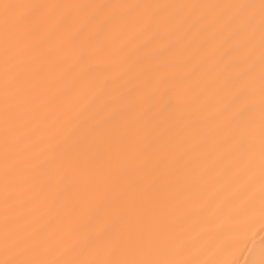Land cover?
I'll return each mask as SVG.
<instances>
[{"label": "snow or ice", "instance_id": "obj_1", "mask_svg": "<svg viewBox=\"0 0 264 264\" xmlns=\"http://www.w3.org/2000/svg\"><path fill=\"white\" fill-rule=\"evenodd\" d=\"M167 7L0 0L5 67V212L0 264H215L188 258L189 241L179 235L183 224L170 219L175 199L181 195L174 192L180 160L178 148L171 143L172 129L157 117L170 105L165 98L173 70H165L156 83L143 79L146 95L123 117L112 113L97 121L90 109L93 114L86 118V125L73 128L70 118L53 113L48 118L54 131L42 141L43 148L17 135L21 131L17 125L26 116L25 105L34 103L41 90L55 86L58 76L54 68L76 56L87 76L99 67L97 58L105 48L126 57L127 51L117 48L116 42L130 28L145 23L136 10ZM191 7L240 9L242 14L232 17L228 26L237 25L239 31L234 35L242 32L248 40L255 27L250 10L259 9L260 211L264 216V0L259 5ZM68 9L98 12L76 27ZM107 9L120 12H105ZM151 23H159L155 13L146 26ZM114 27L120 32L113 41L96 46L94 41ZM253 69L251 65L249 72ZM232 87L235 91L225 108L232 115L226 127L232 129L234 149L250 151L256 135L253 85L237 78ZM155 97L161 108L149 115L156 107L152 103Z\"/></svg>", "mask_w": 264, "mask_h": 264}, {"label": "bare ground", "instance_id": "obj_2", "mask_svg": "<svg viewBox=\"0 0 264 264\" xmlns=\"http://www.w3.org/2000/svg\"><path fill=\"white\" fill-rule=\"evenodd\" d=\"M41 4L65 5H167V8L137 9L145 23L132 27L120 38L117 48L128 55L121 57L110 48L97 58L99 65L85 76L78 57L59 69L58 79L50 90H41L34 103L25 105V119L17 125V134L31 145L43 148L42 141L54 129L49 116L70 118L71 127L85 126L93 113L96 120L112 113L121 117L130 107L139 106L146 95L143 79L156 83L165 70H173L170 100L157 120H166L172 129L171 143L178 148L180 160L176 173L173 215L182 223V240L189 241L188 258L214 261L215 264H259L264 259V216L261 208L260 167V17L259 9L250 10L255 17L252 38L228 26L232 17L240 16L238 8L191 7L208 5H259L261 0H28ZM188 6V7H179ZM76 27L96 9H68ZM105 12L118 14L119 9ZM155 13L159 23H151ZM118 27L109 30L96 46L113 41ZM251 65L254 69L249 72ZM3 41L0 39V258L4 242V80ZM246 74V75H243ZM253 85L252 120L256 135L250 151L234 149L232 129L226 121L232 113L225 111L235 89L232 83ZM55 96L56 99H52ZM159 97L152 100L160 111ZM41 105H47L43 109ZM67 114V116H65ZM95 122V121H93ZM67 134V130H65ZM62 139L63 137H58ZM11 163V161H10ZM19 182V181H18ZM247 209V211H245ZM221 210H223L221 212ZM38 226V225H37Z\"/></svg>", "mask_w": 264, "mask_h": 264}]
</instances>
